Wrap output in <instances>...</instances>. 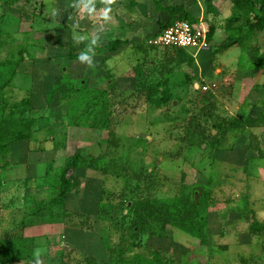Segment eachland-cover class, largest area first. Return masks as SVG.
<instances>
[{
	"label": "rangeland",
	"instance_id": "374dc122",
	"mask_svg": "<svg viewBox=\"0 0 264 264\" xmlns=\"http://www.w3.org/2000/svg\"><path fill=\"white\" fill-rule=\"evenodd\" d=\"M58 7L56 0H18L12 15L6 14L0 20L18 41H25L27 32L34 29L30 42L38 45L32 46L33 51L42 49L39 43L47 48V62L26 56L20 62V71L9 76L16 85V99L26 90H34L33 114L40 123L31 139L12 147L8 166L0 167V180H5L0 184V238L6 237V229L14 233V227L22 219L26 221L23 217L30 212L29 199L37 198L36 206L50 202L44 215L28 217L22 229L21 236L26 240L15 252L22 249L25 255L12 259L10 253L0 251V264H229V259L238 251L244 252V248L229 250L235 242L229 234L233 228L221 225L228 223L223 219L228 214L225 209L233 202L238 212L246 205L264 214V157H258L250 148V135L255 134L264 149V127L228 130L230 119L236 115L258 116L264 112V84L249 86L260 78L257 68L264 69V32H256L252 42L255 56L248 50L254 65L244 72L254 81H246L243 90L236 92L235 81L222 79L217 91L201 93L194 88L193 79L190 85L182 83L185 76L180 71L174 74L175 64L159 69L168 79L173 77L178 87H168L169 100L165 90L139 91L136 86L129 91L127 86L131 84L118 83L123 85H117L119 89L126 91L116 90L117 101L109 120L99 115L92 122L95 127L86 124L88 120L78 126L69 114L73 91L66 92L65 85L62 95H51L64 71L74 88L78 80L105 87V49L91 58L81 54L91 43L82 42L80 48L76 47L81 34L84 40L95 41L105 31V8L89 14L83 8L75 12L78 6H74L68 18ZM1 8L0 14L4 12ZM37 22L49 27L47 33H37V26H31ZM57 34L75 41L63 44L59 59L52 55L55 44L50 41L56 40ZM145 46L159 53L180 49L148 43ZM216 49L213 47L210 55L216 54ZM72 50L79 55H71ZM80 55L87 59L80 60ZM52 56L53 60L48 59ZM238 58L237 63L241 62ZM183 87L186 89L179 91ZM237 93L248 100L247 104L256 106L247 110L238 107ZM158 99H166V103L161 105ZM75 154L87 160L106 155L107 167L74 168L69 190L58 197L62 187L56 184L55 176L46 175L48 164L51 160L61 164ZM210 191L211 197L205 198ZM183 199L190 202L180 206L185 212L197 207L206 216L208 243L184 229L185 219L180 217L184 211L165 208L168 202ZM232 216L236 219L230 224L241 223L244 242L253 241L246 234L241 214Z\"/></svg>",
	"mask_w": 264,
	"mask_h": 264
},
{
	"label": "crops",
	"instance_id": "0c3cea01",
	"mask_svg": "<svg viewBox=\"0 0 264 264\" xmlns=\"http://www.w3.org/2000/svg\"><path fill=\"white\" fill-rule=\"evenodd\" d=\"M86 2L87 0H56V6H59L58 8L61 12L65 11L64 13L68 14L66 16L69 18V14H73L71 13V9H73L74 6H78L75 11L77 12L82 8V3ZM235 2L236 0H92L94 9H99L101 7L102 9L105 8V13H107V15H105V31L100 33L103 36L100 35L99 38H94V40L96 39L95 42L92 41L93 38H91V41L84 40L85 36L81 34L80 37L82 39L77 40L78 45H76V47L80 48L81 45H83L82 42L85 44L88 42V44L91 43V47L89 45L88 50H92V47H95V45L105 44V76L107 78L111 76L109 81L112 82L113 79L117 85L123 83L131 84V87H129V85L127 86L129 91L136 86L140 87L142 91H151L162 78L164 79L163 83L165 87L170 86L172 89L178 88L174 86L175 82L173 77L168 79V75L163 76L160 71L164 67H171L175 64H177V66L175 67L174 74L180 71L181 74L185 76L181 79L183 80L182 83H185V85H190L188 82L193 79L194 88L196 90L201 91V81L205 83H219V81L224 79L225 82L229 80L231 82L235 81L238 84L235 89L236 91L239 88L242 89L246 81H254L251 78L248 79V73L244 72L248 70L249 67L253 69L251 65H254V63L250 61L251 56L248 53L249 48L239 43H234L233 41H235L236 38H232V33L229 30L230 27L227 26L232 17ZM12 7L9 9L2 7L1 9L4 11L7 10V14L12 15ZM181 14H187L197 26L204 27L207 30L210 28L214 29V35L211 40H209L210 45L208 47L180 48L175 52L159 53L155 49L145 46L148 37L158 33L162 26L172 18L180 16ZM73 16L75 15H72V18ZM15 25L18 26V24ZM33 25L34 24L31 26L34 27ZM258 31L260 33L264 32V30ZM32 32H34V29ZM38 32L40 33L41 31L37 30V33ZM255 35L256 33L250 36L252 42ZM65 37L67 36L65 35ZM42 39L43 38H37V40ZM261 39H263V37ZM50 41L55 44L53 50L54 54L51 53L54 55V58L56 56L55 59L62 58L63 44L75 42L73 38L69 37L68 40H66L59 34H57L56 40L54 38ZM45 45L46 44H44L43 47L41 44L42 49L37 50V53L35 52L37 56L36 60L44 58L42 63L47 62V48H45ZM213 47L217 49L215 52L216 54L212 56L210 55V50L212 51ZM89 55L92 58L95 56V53ZM238 57H240L241 62L237 63ZM54 58L53 56L52 58L48 57V59L51 60ZM49 62L52 63V61ZM51 63L50 65L55 69L54 64ZM17 69H19V67ZM59 69L61 73V68ZM257 69V75H260V78L249 84L252 88L255 84H264V81L260 82V79L264 78V69L261 67ZM17 71L19 72L20 70ZM120 86L123 88V85H119V87ZM244 86L246 89L248 88L246 85ZM119 87L115 90L126 91L122 90V88L119 89ZM124 89H126V87ZM161 89H163V87H161ZM185 89L186 88L183 87L179 91H184ZM29 90H31L33 94L34 111L36 102L34 99V90ZM236 92H238V90ZM236 97L239 98V102H237L238 107L240 106V108L244 110H247L249 106H256V103L254 105L247 104L248 100L238 96V93ZM252 208L255 209L257 220L264 224V214L260 213L259 209L256 207L253 206ZM235 209H237V205L235 206L232 202V204L225 209L228 211V214L223 217L229 224L221 223V225H229L230 228H233L229 234H233L234 238H232V240H234L235 243L230 245L229 250L239 246L244 248V252L238 251V253L234 254L233 258L229 259V264H260V261H262L261 258H263L264 261V230L258 232L253 231L250 222L243 218L241 214L242 208L240 212ZM234 214H241L242 218L246 221L245 223L248 231L246 234L251 235L252 237H250L253 241L250 239L248 243L247 241L244 242L246 238H244L243 231L240 230L241 223L235 221L234 224H230L233 222L232 219H236L234 218L236 216H232ZM223 263L224 262H221V264Z\"/></svg>",
	"mask_w": 264,
	"mask_h": 264
},
{
	"label": "trees",
	"instance_id": "16d2710c",
	"mask_svg": "<svg viewBox=\"0 0 264 264\" xmlns=\"http://www.w3.org/2000/svg\"><path fill=\"white\" fill-rule=\"evenodd\" d=\"M0 2V5H3L2 7L9 9L10 7L14 6L18 0H0ZM6 14L7 10L0 14V20H3ZM181 18L187 19L193 25H196L187 14H181L180 16L172 18L169 22L162 26L161 29ZM33 26H37L35 27L36 30H49V27L38 24V22ZM227 26L230 27L229 30L232 33V38H236V40L234 39L235 41L233 42L239 43L242 46H246L249 48L251 55L255 56L256 48L250 40V36L255 34L258 30H264V0H236L232 17L230 18ZM207 35L208 39L211 40L214 35V29L210 28L207 30ZM32 37L33 32L29 31L25 36V41H18V38L14 32L7 29L5 25L0 24V167L2 168L8 166L10 162L12 147L25 140L31 139L36 127H38V124L40 123V118L33 116L32 113V91L26 90L25 94L20 99H16L14 94V89L16 86L13 83L12 78L9 77H12L15 72H18L17 68L19 67L21 60H24L26 56L33 59L37 58L35 51L32 50V46L38 44H35L36 42L34 44H32L33 42H30V39H33ZM38 47L39 49L42 48L41 43H39ZM92 48V50L82 52L81 54L86 55L92 53L96 54L98 52L102 53L103 48L105 49V44L95 45V47ZM71 55L78 56L79 54L76 51H72ZM66 76H68V74L66 71H64L60 78L55 82L51 97L53 98V95L59 92L62 95V90L64 89L65 85H67L65 87L66 92L69 89V91H73L69 100V114L73 115L71 122L74 125L80 126L84 124L82 121L88 120L89 122L85 123L88 125L91 124L92 126V122H94L99 115H105L107 120H109L110 115L113 114L112 108L114 102L117 101L115 98V88L118 87L117 83L113 79L112 82L109 81L111 76L108 78L106 77L105 87L93 85L87 80L77 79L79 83L78 86L75 87L76 89L71 83H69ZM200 84H205V82ZM217 84L218 90L220 88V84ZM154 87L155 88L152 91L160 90L161 87H163L161 90L166 91L168 97L166 99L169 100L171 98V90L168 88L170 86L165 87V84L161 82L156 84ZM138 90L142 91L140 87H138ZM200 92L203 93L202 91ZM212 92H214V90ZM166 99H161L160 102L158 99L157 101L162 105L166 103ZM95 126L96 125H93L92 127ZM260 126L264 127V112L258 116L248 115L247 117H244L242 115H236L230 119L228 130H244ZM140 139L146 141L144 137H140ZM250 139V148L256 153L258 157H264V149L262 148L260 142L261 138L255 134H251ZM63 161L64 162L61 164L55 165V162L51 160L46 170V175L49 176V178L55 176L56 182L58 181L56 184H59L62 187L60 196L58 197H63L69 190L70 172L73 171L74 168L83 166L86 168L94 167L95 169L98 168L103 170L107 167L106 155L105 157L103 155L101 157L90 156L87 160L81 154H75L74 156L66 158ZM2 183L4 184L5 180H0V184ZM25 184L26 182L24 181L23 185ZM207 195L208 196L205 198H210L212 192L210 191L207 193ZM29 200L30 212L23 217L26 221L23 222L22 219L20 224L14 227V233L11 230L8 231V229H6L4 231V233H6V237L4 236L3 238H0V251H2V253H10V258L12 259H21V257L25 255L24 250L21 249L18 252H15V249L26 240L21 235L22 229H24L28 223V217H31L32 215H35V217H41L45 214V211H47V207L50 206L49 201L39 202V205L36 206V202L38 201L37 198L32 197V199ZM54 201H57V198L53 200V202ZM183 203L190 204L188 199L175 202L170 201L165 206V208L170 207L172 210H176L177 213L184 211L180 214V217L185 219V222L182 225L184 229L195 233L196 235L200 236V238L205 243H208L209 226L207 224L206 216L204 214L201 215L200 211L197 210V207H195V210L190 209L185 212L184 209L180 208ZM241 214L243 218L250 222V226L253 231L258 232L264 230V224L257 220L254 210H251L245 205V208L242 209ZM32 221L33 220H30L29 223H32ZM29 255L30 252H26V256Z\"/></svg>",
	"mask_w": 264,
	"mask_h": 264
},
{
	"label": "built area",
	"instance_id": "2783aa9c",
	"mask_svg": "<svg viewBox=\"0 0 264 264\" xmlns=\"http://www.w3.org/2000/svg\"><path fill=\"white\" fill-rule=\"evenodd\" d=\"M147 43L159 48H202L208 47L210 41L207 29L193 25L189 20L181 18L164 27L158 33L148 37ZM218 84L205 83L200 86L202 92L216 91Z\"/></svg>",
	"mask_w": 264,
	"mask_h": 264
},
{
	"label": "clouds",
	"instance_id": "9594fccd",
	"mask_svg": "<svg viewBox=\"0 0 264 264\" xmlns=\"http://www.w3.org/2000/svg\"><path fill=\"white\" fill-rule=\"evenodd\" d=\"M81 7H82L83 9H86L87 12H88L89 14H92V13L94 12V5L92 4V0H87L86 3H82ZM105 15H107V13H105ZM93 42H95V41H93ZM79 59L83 61V60H86L87 57L81 55V56L79 57Z\"/></svg>",
	"mask_w": 264,
	"mask_h": 264
}]
</instances>
